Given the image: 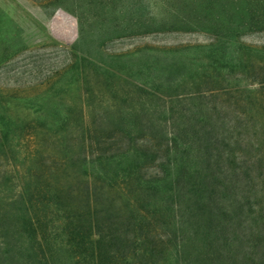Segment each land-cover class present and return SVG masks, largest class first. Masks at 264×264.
I'll return each instance as SVG.
<instances>
[{
    "label": "rangeland",
    "instance_id": "1",
    "mask_svg": "<svg viewBox=\"0 0 264 264\" xmlns=\"http://www.w3.org/2000/svg\"><path fill=\"white\" fill-rule=\"evenodd\" d=\"M146 1V25L120 32L95 28L104 12L97 1L82 12L79 0H0V61L7 62L0 69V201L25 184L27 169L49 162L55 143L45 128L69 115L99 127L111 113L131 114L153 126L139 142L157 156L145 174L162 172L167 160L186 167L178 190L187 227L201 189L216 219L232 225L227 236L241 246L233 251L239 264H264V31L239 40L246 68L229 70L206 56L198 67L190 49H215V38L162 26L165 4ZM69 23L72 30L59 36ZM159 62L177 73L153 94L151 80L164 81L152 69ZM140 81L148 82L145 91ZM114 136L111 143H126Z\"/></svg>",
    "mask_w": 264,
    "mask_h": 264
},
{
    "label": "trees",
    "instance_id": "2",
    "mask_svg": "<svg viewBox=\"0 0 264 264\" xmlns=\"http://www.w3.org/2000/svg\"><path fill=\"white\" fill-rule=\"evenodd\" d=\"M91 1L79 0L77 9L86 11ZM96 1L104 11L95 22L99 31L113 27L126 32L146 25V0ZM162 1L167 14L162 26L215 38V49H190L191 65L202 66L199 61L206 56L229 70L246 68L238 58L239 40L264 31V0ZM76 18L79 26L80 16ZM6 63L0 61V69ZM157 64L152 69L164 81L152 79L150 87L140 81V90L149 87L154 94L177 73ZM114 117L111 113L99 127H89L80 116L75 120L69 115L45 128L55 143L49 147V162L27 169L25 184L0 201V264H239L233 251L241 246H235L236 236H227L232 225L224 215L216 219L211 195L194 191L192 223L187 227L183 222L178 181L189 175L184 165L167 160L162 172L145 174L157 156L139 142L152 124H136L131 114ZM117 133L126 143L110 142ZM40 146L47 150L44 142Z\"/></svg>",
    "mask_w": 264,
    "mask_h": 264
},
{
    "label": "crops",
    "instance_id": "3",
    "mask_svg": "<svg viewBox=\"0 0 264 264\" xmlns=\"http://www.w3.org/2000/svg\"><path fill=\"white\" fill-rule=\"evenodd\" d=\"M72 28H73V24L72 23H69V24H65L64 26H63V30H60L59 31V36H66L67 35V33H69L71 30H72Z\"/></svg>",
    "mask_w": 264,
    "mask_h": 264
}]
</instances>
